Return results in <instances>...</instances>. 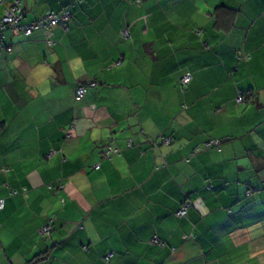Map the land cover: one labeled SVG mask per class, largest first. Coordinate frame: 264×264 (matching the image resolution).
I'll return each mask as SVG.
<instances>
[{"label": "crops", "instance_id": "obj_1", "mask_svg": "<svg viewBox=\"0 0 264 264\" xmlns=\"http://www.w3.org/2000/svg\"><path fill=\"white\" fill-rule=\"evenodd\" d=\"M80 1L0 48V264H264V0Z\"/></svg>", "mask_w": 264, "mask_h": 264}, {"label": "built area", "instance_id": "obj_2", "mask_svg": "<svg viewBox=\"0 0 264 264\" xmlns=\"http://www.w3.org/2000/svg\"><path fill=\"white\" fill-rule=\"evenodd\" d=\"M80 2V0H78ZM77 1V2H78ZM2 2V0H0ZM75 7V3H71L69 7L63 8L59 12H53V11H47L44 14H42L40 17L30 21L23 23L22 17L24 14V3L22 0H14L8 5L5 9V12L3 16L0 18V47L3 45V38H4V32L6 30H10L13 33H22L25 36L30 35L33 31L39 30L42 32L44 36L45 43L49 46L53 44V40L51 38V29L60 26L62 28H65L67 26L68 21L72 17V9ZM122 36H127L128 32L126 29H124L121 32ZM8 52L11 51L10 47L6 48ZM191 74L189 72L182 75L180 78V84L186 85L191 80ZM94 83H90L89 85H79L75 89V95L74 99L75 101L80 100L87 92L88 87H93ZM238 102L242 101L241 95L238 96L237 99ZM163 142L169 144L170 139L164 138ZM218 140H209L205 143L206 147H210L211 145H218ZM105 156L111 157L113 154H118V149L113 148L111 146H108L105 149ZM96 168H98V164L95 165ZM5 205V199L3 197H0V210L4 208ZM187 203H184L180 210L177 212L178 216H183L186 213L187 210ZM55 220V215H51L46 224L41 228V233L48 235L51 232L53 222ZM153 243H159L156 236H153L152 238ZM112 253H108L104 257V261L109 264V259L111 258Z\"/></svg>", "mask_w": 264, "mask_h": 264}, {"label": "trees", "instance_id": "obj_3", "mask_svg": "<svg viewBox=\"0 0 264 264\" xmlns=\"http://www.w3.org/2000/svg\"><path fill=\"white\" fill-rule=\"evenodd\" d=\"M77 1H78V0H76V2H72V3H75V6H76V4H79V3L81 2V1H80V2H79V1L77 2ZM124 1L131 2V0H124ZM135 2H139V0H135ZM70 4H71V3H70ZM69 6H70V5H69ZM69 6H67V7H69ZM64 8H66V7H64ZM61 10H62V9H61ZM61 10H60V11H61ZM58 12H59V11H58ZM6 31H7V30H6ZM6 31H5V32H6ZM9 31H10V30H9ZM5 32H4V37H5ZM3 41H4V38H3ZM49 46H51V45H49ZM3 47H5L4 44H3L2 47H0V48H3ZM6 48H7V47H5V49H6ZM10 48H11V47H10ZM6 50H7V49H6Z\"/></svg>", "mask_w": 264, "mask_h": 264}]
</instances>
